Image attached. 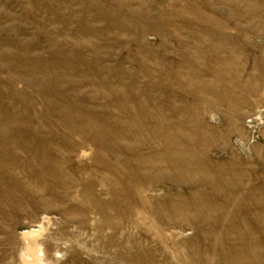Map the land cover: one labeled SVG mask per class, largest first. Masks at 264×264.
Masks as SVG:
<instances>
[{
    "label": "rangeland",
    "instance_id": "obj_1",
    "mask_svg": "<svg viewBox=\"0 0 264 264\" xmlns=\"http://www.w3.org/2000/svg\"><path fill=\"white\" fill-rule=\"evenodd\" d=\"M30 249L264 264V0H0V264Z\"/></svg>",
    "mask_w": 264,
    "mask_h": 264
},
{
    "label": "bare ground",
    "instance_id": "obj_2",
    "mask_svg": "<svg viewBox=\"0 0 264 264\" xmlns=\"http://www.w3.org/2000/svg\"><path fill=\"white\" fill-rule=\"evenodd\" d=\"M88 5H89V9L91 10V13H92V11L94 10V8H95V9H97L98 7H99L100 9L102 8V7H100V5H99V6L97 5L98 7H96V6H95V7L91 6V3H90V2L88 3ZM93 5H96V4H93ZM118 5H119V3H118ZM118 5L116 4L114 8H119V7H117ZM119 6H120V5H119ZM102 10H104V9H102ZM139 11H140V10H138V13L136 14V15H137V16H136L137 18L135 17V18H136L135 20H137V23H140V22L144 23V22H146V21H147L146 19H147V17H148V16H147V13L143 12L144 10H143V11L141 10L142 13H141V17H140V13H139ZM93 12H94V11H93ZM120 12H121V10H120ZM216 12H217V11H216ZM218 12H219V11H218ZM97 13H98V14H97ZM100 13H101L100 10H98V11L95 10V16H94L95 18H93V19H96V18L99 19L98 16L100 15ZM150 13H151V12H150ZM103 14L105 15L104 17H106L107 19H109V18L113 19V18H112V15L109 14L108 11H105V12L103 11ZM138 14H139V15H138ZM87 15H88V14H87ZM92 16H93V15H92ZM101 16H102V15H101ZM114 16H115V17H114V20L116 19L115 21H118V22H116V23H119V24H120V22L122 21L121 19H123V17H124V15H123V14L120 15V14L118 13V11H116V13L114 14ZM133 16H134V15H133ZM102 17H103V16H102ZM102 17H100V18H102ZM91 18H92V17H91L90 11H89V20H90ZM126 18H127V17H126ZM126 18H125V19H126ZM129 18H131V16H130ZM229 18H230V17H229ZM104 19H105V18H104ZM104 19H103V20H104ZM131 19H132V18H131ZM133 19H134V18H133ZM133 19H132V20H133ZM105 20H106V19H105ZM119 20H121V21H119ZM126 20H128V18H127ZM135 20H134V21H129V22L131 23V25H130L131 27H130V26H127V24L125 25V24L123 23V21H122L123 25H122V23H121L120 26H119V24H118V27H119V28H117V29L120 30V33H126V34H129L130 36H132V35L134 36V34H133V30L130 29V28H132V26H133V28H134V26H136V24H135V25L133 24V22L136 23ZM110 21H111V20H110ZM115 21H114V22H115ZM148 21H150V20H148ZM151 21H152V20H151ZM124 22H125V21H124ZM129 22H128V23H129ZM152 22H153V21H152ZM125 23H126V22H125ZM155 23H156V22H155ZM155 23H154V25H155ZM158 23H159V22H158ZM161 23H163V22H161ZM161 23H160V24H161ZM164 23H165V22H164ZM144 24H148V23H144ZM128 25H129V24H128ZM154 25H151V24H150V25H148V26H145L146 28L140 27L141 29L137 31V36H138V38L141 37V36L145 33V31L148 32V30L151 31V30H153V29H155V34H156V35H159V36L163 37V36H164V35H163V33H164L163 31H165L163 28H164L166 25L163 26V25L161 24V25L159 26V25H157V23H156L157 27H152V26H154ZM109 26H110V24H109ZM115 26H116V25H115ZM142 26H143V25H142ZM116 27H117V26H116ZM137 27H138V26H137ZM108 28H109V27H108ZM114 28H115V27H114ZM114 28H113V29H114ZM138 28H139V27H138ZM138 28H137V29H138ZM157 28H159V29L156 30ZM134 29H135V28H134ZM204 29H205V28H204ZM162 30H163V31H162ZM143 31H144V32H143ZM153 31H154V30H153ZM202 31H204V30H202ZM117 33H118V32H117ZM162 35H163V36H162ZM161 37H160V38H161ZM136 40L138 41V39H135V41H136ZM158 40H159V39H158ZM164 40H165V39H164ZM140 43H141V42H140ZM143 49H144V48H143ZM137 50H138V51H137L138 54H144V53H145V52H142V48H138ZM161 50H162V49H161ZM144 51H147V50L144 49ZM150 52H151V51H150ZM150 54H151V53H150ZM151 55H154V51H153V50H152V54H151ZM156 55H157V54H156ZM239 60H240V59H239ZM234 68H235V67H234ZM238 75H239V74H238ZM240 75H241V74H240ZM252 88H253V87H252ZM150 164H151V163H150ZM194 172H196V171H194ZM148 174H149V173H148ZM176 174H177V173H176ZM185 174H186V173H185ZM151 175H152V174H151ZM146 176H147V175H146ZM178 176H179V174H178ZM198 176H199V175H198ZM145 178H146V177H145ZM199 178H200V176H199ZM188 179H189V178H188ZM199 180H201V178H200ZM202 180H203V179H202ZM207 183H208V182H207ZM36 189H37V188H36ZM253 201H254V200H253ZM242 202H243V201H242ZM261 202H262V201H261ZM5 207H6V206H5ZM262 223H263V222H262ZM172 227H173V226H172ZM41 237H42V236H41ZM22 238H23V237H22ZM30 250H31V253H30V254H31V255H30L31 261H29L27 264H36V263L39 261L38 256H37L36 253L33 252V249H30ZM26 257H27V256H26ZM234 260H235V259H234ZM235 261H236V260H235ZM238 261H240V260H238ZM243 261H244V260H243ZM240 262H241V261H240Z\"/></svg>",
    "mask_w": 264,
    "mask_h": 264
}]
</instances>
